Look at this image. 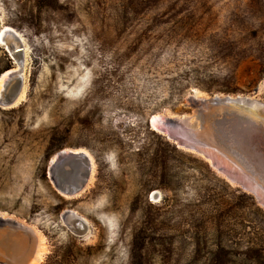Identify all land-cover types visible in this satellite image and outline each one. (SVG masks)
Here are the masks:
<instances>
[{"label": "rangeland", "instance_id": "1", "mask_svg": "<svg viewBox=\"0 0 264 264\" xmlns=\"http://www.w3.org/2000/svg\"><path fill=\"white\" fill-rule=\"evenodd\" d=\"M4 26L25 47L17 63L0 43V76L22 68L26 93L0 105V243L25 225L40 264H264V206L150 122L264 103V0H0ZM249 143L264 154V131ZM76 149L94 167L69 197L50 160Z\"/></svg>", "mask_w": 264, "mask_h": 264}, {"label": "water", "instance_id": "2", "mask_svg": "<svg viewBox=\"0 0 264 264\" xmlns=\"http://www.w3.org/2000/svg\"><path fill=\"white\" fill-rule=\"evenodd\" d=\"M3 41L11 58L18 61L17 63H22L24 47L20 35L14 30L7 29ZM16 76L17 73L10 75L0 95V105L10 106L16 102L20 89L12 85ZM201 106L203 109L207 108L210 115L209 125L205 129L201 130L192 125L184 117L170 118L162 115L156 125L157 129L178 146L212 160L218 171L251 192L264 206V154L260 156L254 154V151L259 149L254 146L255 144L249 143L253 136L264 131V125L255 121L260 113H264V103L246 97H215ZM200 115H203L202 111ZM245 145H248L247 148ZM249 147L253 149L252 153ZM58 153L57 160L49 169L54 182L63 193L77 194L89 177V159L84 155L64 150ZM71 217L74 218L72 222L76 224L77 231L86 230L87 223L81 217L70 212L69 218ZM23 231L28 234V230ZM33 255L29 252L21 264L29 263Z\"/></svg>", "mask_w": 264, "mask_h": 264}, {"label": "bare ground", "instance_id": "3", "mask_svg": "<svg viewBox=\"0 0 264 264\" xmlns=\"http://www.w3.org/2000/svg\"><path fill=\"white\" fill-rule=\"evenodd\" d=\"M7 29L8 30H14L13 28H11L9 26H4V27L0 28V43L1 44H4L3 35H4V32ZM14 31H16V30H14ZM24 47H25V45H24ZM25 50H27V49L25 48ZM21 69H18V68L17 69L16 68L8 69V70L4 71L1 74V76H0V95H1L2 91L5 89V86H6V84L8 83V81L10 79V75L12 73H17L18 70H20V72H22ZM22 74L23 73H21V75ZM24 93H26V92H25V89L23 88V90L21 91L20 95L18 96L16 102L13 105H15L16 103L20 102L19 100H21L23 98ZM234 98H236V97H234ZM248 99L255 100L253 98H248ZM11 106H8V107H11ZM4 107H6V106H4ZM160 117H162V116L161 115H154V116L151 117V121H150L153 129L158 131V132H160V131L157 129L158 127L156 125L159 123ZM64 151L68 152V153L71 152L73 154H81V155L86 156L89 159L88 160L89 161V165H90V169L88 171L89 177H87L86 182L77 191V193H81V192H83L86 189V187L88 186L90 180L92 179V173H93V167H94V163L92 161V157H90L88 155V153L86 151L82 150V149L64 150ZM58 155H59V153L57 152L56 154H54L51 157L50 165L53 164L57 160ZM208 161L210 162L211 166L216 169L215 165L213 166L212 160L209 159ZM49 169H50V167H49ZM50 175H51V173H50ZM67 195H69V197H71V196L76 195V194H67ZM72 213H73V215L78 216L76 213H74V211H72ZM68 215H70V212H69ZM73 219H72V217L71 218H66V217L64 218L65 223H67V225L70 228V230L77 231L76 230L77 229L76 224H74L72 222ZM88 226H90V225L88 224ZM24 227H25V225H24ZM23 229L28 230V234H26L25 231H23ZM23 229L19 228V229L15 230V232H13L12 235H10V237H7V239H6L7 244L0 243V258H1V260H3V261H1V264H9V263L10 264H21V262L23 261V258L26 255H28L29 252H32L34 255H33V257H31V260L27 264H40L43 261L44 254L47 252V248L45 246V240H46L45 237L39 231L36 230V233L38 234L39 239H38V244L36 246V249H34V246H33V244L35 243L34 242L35 237H34V234H33L34 230L33 231L31 230L33 228L26 226Z\"/></svg>", "mask_w": 264, "mask_h": 264}, {"label": "trees", "instance_id": "4", "mask_svg": "<svg viewBox=\"0 0 264 264\" xmlns=\"http://www.w3.org/2000/svg\"><path fill=\"white\" fill-rule=\"evenodd\" d=\"M105 221V223L108 225V222H106V220H104Z\"/></svg>", "mask_w": 264, "mask_h": 264}]
</instances>
